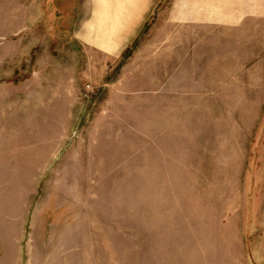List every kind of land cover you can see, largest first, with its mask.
Returning a JSON list of instances; mask_svg holds the SVG:
<instances>
[{
	"label": "rangeland",
	"instance_id": "1",
	"mask_svg": "<svg viewBox=\"0 0 264 264\" xmlns=\"http://www.w3.org/2000/svg\"><path fill=\"white\" fill-rule=\"evenodd\" d=\"M110 1L0 0V264H264V0Z\"/></svg>",
	"mask_w": 264,
	"mask_h": 264
},
{
	"label": "crops",
	"instance_id": "2",
	"mask_svg": "<svg viewBox=\"0 0 264 264\" xmlns=\"http://www.w3.org/2000/svg\"><path fill=\"white\" fill-rule=\"evenodd\" d=\"M96 1V4H95V6H96V8H97V11L99 10V9H101V7L102 6H106V7H109L110 6V3H111V1L110 0H95ZM142 2H144V0L142 1V0H140L139 1V7H141V6H144V4L142 3ZM114 6L116 5V6H120V8H122V12H123V10L125 9V7H122L123 5L120 3V4H118V3H112ZM96 11V12H97ZM100 27L97 25V24H95V26L93 25L92 26V29L93 30H91L93 33H95V37H96V39L97 40H100V38L101 37H103L102 36V34L101 33H99V32H97L96 30H98ZM109 28V26H106L104 29H108ZM105 36V35H104ZM114 36H115V34H114ZM100 37V38H99ZM104 42H107V43H110V42H112V38H110V39H108L107 41H104Z\"/></svg>",
	"mask_w": 264,
	"mask_h": 264
}]
</instances>
